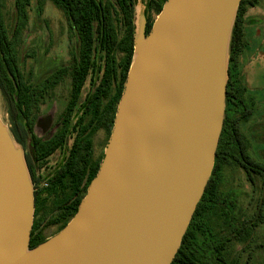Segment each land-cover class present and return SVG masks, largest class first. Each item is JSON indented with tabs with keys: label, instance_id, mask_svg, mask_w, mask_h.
I'll return each instance as SVG.
<instances>
[{
	"label": "water",
	"instance_id": "obj_1",
	"mask_svg": "<svg viewBox=\"0 0 264 264\" xmlns=\"http://www.w3.org/2000/svg\"><path fill=\"white\" fill-rule=\"evenodd\" d=\"M240 0H165L146 32L134 0L131 61L95 175L77 209L30 247L34 187L0 117V264H171L211 175Z\"/></svg>",
	"mask_w": 264,
	"mask_h": 264
},
{
	"label": "trees",
	"instance_id": "obj_2",
	"mask_svg": "<svg viewBox=\"0 0 264 264\" xmlns=\"http://www.w3.org/2000/svg\"><path fill=\"white\" fill-rule=\"evenodd\" d=\"M31 1L13 0L15 21L9 33L4 25L0 0V92L6 103L12 136L23 149L28 138L32 140L33 153L24 151V155L33 185L40 183L42 179L36 172V166H41L63 146L65 148L67 138H71V142L66 155L45 178L46 185L41 184L34 189L36 208L30 231V247L46 239L41 233L42 222L35 217L48 197L62 194L55 203L57 213L50 220V223L58 224L59 230L76 211L87 185L97 171L100 160H91V135L99 124L107 133L111 130L117 101L132 57L134 12V0H51L62 11L69 29L75 34L76 53L71 56L69 66L58 68L43 81L32 85L25 80L19 69L15 50L17 38L27 20ZM164 1L147 0L146 32L153 21L151 12L157 14ZM258 1L240 0L231 31L228 60L231 52L236 51L242 44L241 24L247 6H254ZM67 72L71 89L61 113L60 126L48 140H42L31 134L34 124L33 112L38 108L46 90ZM86 84L89 87L81 101L82 108L75 115L82 89ZM228 93L226 88V96ZM225 120L224 115L223 133L226 131L225 126H228ZM229 127V138L234 142V138H238L234 120L230 122ZM224 138L226 139L225 135L219 137L211 175L171 264H199V247L202 243L200 237L204 231L205 216L207 213H213L212 206L218 202L220 166L223 161L231 162L230 159L233 158L229 142H223ZM250 162V158L245 156L242 164L244 169H247ZM247 214L248 212L238 225L233 227L231 233L234 239L244 240L251 228L264 221L261 217L248 218ZM225 243L226 241L220 242L214 248V253L218 255L214 259L222 264L226 263L222 252Z\"/></svg>",
	"mask_w": 264,
	"mask_h": 264
},
{
	"label": "rangeland",
	"instance_id": "obj_3",
	"mask_svg": "<svg viewBox=\"0 0 264 264\" xmlns=\"http://www.w3.org/2000/svg\"><path fill=\"white\" fill-rule=\"evenodd\" d=\"M146 5L147 0H142ZM264 11V0L260 1V5L251 9L249 13ZM1 13L4 25L10 33L14 26L15 11L13 0H1ZM156 14L151 12L152 20ZM250 58L242 64V77L249 88L255 84L258 75L263 76L264 70V45H260ZM16 56L23 77L32 85L38 84L49 77L55 70L63 66L71 64V56L76 53V37L74 32L69 29L65 17L60 9H58L51 0L31 1V5L27 12V20L16 41ZM259 71L260 74H259ZM89 85L86 84L82 89L80 102L76 106L75 115L82 108L83 97L87 93ZM262 88L261 94L257 93L256 105L257 109L264 106V82L259 86ZM70 78L68 72L59 79L54 85H51L45 92L39 107L33 112L35 124L33 130L37 136L48 138L56 130L60 124L61 112L70 96ZM260 90L256 86L251 90L255 93ZM258 92V91H257ZM244 102L249 104L250 99L245 96ZM5 100L0 92V117L9 126L8 115L5 109ZM255 105V106H256ZM231 113V112H229ZM260 114H254L255 121L264 119V110H262V118ZM254 121L243 123L244 131L251 133L254 129L250 128ZM261 130V129H260ZM107 133L104 129L98 128L92 137L93 159H99L103 155V150L107 142ZM69 147V140L65 144V148L54 152L41 166H36V172L42 177L39 185L43 184L45 178L57 167L61 159L66 155ZM252 154H255L256 145L252 144ZM31 143L28 141L26 150L32 154ZM34 187V186H33ZM35 188V187H34ZM250 185L245 179L243 171L234 166V163L223 164L219 171L218 186V202L213 205V213H207L205 216V225L201 234V251L205 258H213L214 248L220 242H225V255L229 259L233 254L236 256L241 245H245L243 251L240 252V259H250L248 264H260V259L264 253V246L254 252L250 247L253 244H264V222L260 223L253 230H249L244 240L233 239L232 229L244 218L246 212L249 211L248 196L250 193ZM62 194L57 196L51 195L45 201V204L39 208L37 216L42 222L41 233L43 237L48 238L58 231V224L50 223V220L57 213L56 200ZM249 244V247L247 243ZM264 264V261H263Z\"/></svg>",
	"mask_w": 264,
	"mask_h": 264
},
{
	"label": "flooded vegetation",
	"instance_id": "obj_4",
	"mask_svg": "<svg viewBox=\"0 0 264 264\" xmlns=\"http://www.w3.org/2000/svg\"><path fill=\"white\" fill-rule=\"evenodd\" d=\"M260 1L261 0H259L258 3H256L254 6H247L243 14L242 24H241L242 34H243L242 44L238 48H236L237 49L236 51L231 52V55L228 60V77H227L226 88L229 91V93L226 96V92H225L226 97H225V109H224V115L226 117L225 122H227L228 126L224 125L226 128V131L224 133L221 128V132H220L221 135L219 136L220 138L223 135L226 136V139L224 138L223 142H225V140L229 142V146L231 148L230 152L233 156V158L231 157L230 159L231 162H227V161L222 162L220 166V170L223 164L234 163V166L239 167L243 171L245 175V179L251 187L250 193L248 196V205H247V208H249V211L247 214L248 218L249 217L264 218V119H262L263 122L255 121L253 119L254 114H260L259 117L262 118L261 112L262 110H264V106L260 109H257V105H256L257 103L255 100V98L257 97V93H259L260 95L261 94L260 92L262 91V88H260L259 86L261 85L262 81L264 82V70H261L263 72V76L258 75L254 81L255 84L251 86L250 88L249 86L247 87L244 81V77H242L243 75L242 64L245 63V61L248 58H250L254 52H256V49L260 48L259 47L260 45L262 44L264 45V11L263 12L258 11L252 14L249 13L251 9H255L260 5ZM261 71H259V74ZM254 86L259 88L260 90L255 89L256 92L251 93L250 91L254 89ZM245 96H247L250 99L249 104H246L244 102ZM262 102L264 103V100H262ZM232 120H234L235 122L236 135L238 137L237 139L234 138V142L233 140L229 138V133H228V131L231 132V127H229V124ZM33 121L35 124L34 114H33ZM251 121H254V123L251 125L250 128L254 129V131L248 134V132L244 131V125L246 123H250ZM60 123H61V115H60ZM34 124H33V127H34ZM59 126L60 124L58 125V127ZM222 126H223V123H222ZM58 127L56 128V130L58 129ZM98 128H101L100 124L98 125V127L94 130V132L91 135V144H92L93 134ZM102 128L107 133L105 128L104 127ZM109 133H107L108 137H109ZM31 134H33L34 136H37L33 129L31 131ZM37 137H40V136H37ZM50 137L48 138L40 137V138L42 140H48ZM68 140L70 144L71 138H67L65 141V144ZM28 141H30L31 143V148H32L31 150L33 153V144H32V140L30 137L28 138L27 143ZM27 143H26V146H27ZM252 144L256 145L255 154H252V150H251L253 148ZM26 146L24 148V151L29 153L26 150ZM92 155H93V146H92V152H91V160L92 161L101 160V158L93 159ZM245 156L249 157L251 160V162L246 167L247 169H244L242 165ZM33 186L35 187L34 189H37L40 185L39 183H35ZM35 208L36 206L34 207V209ZM253 229H255V227L251 228L250 230H253ZM246 243L249 247L248 242ZM244 246L245 245H241L236 256L234 257V255L232 254L229 259L225 255V252H224L225 247H224L222 249V252L226 260L225 264H248L249 259H250L249 254H248V259L246 258L243 261L240 259V252L243 251ZM263 246H264L263 243L253 244V246L250 247V251H251V248L255 247L252 250L256 252ZM199 253H200L199 254L200 256L199 264H220L221 263L219 260L214 259V257L216 258L218 256L215 253H214L215 256L213 255V258H205L201 251V245L199 247ZM263 261H264V253L260 259V264H263Z\"/></svg>",
	"mask_w": 264,
	"mask_h": 264
},
{
	"label": "built area",
	"instance_id": "obj_5",
	"mask_svg": "<svg viewBox=\"0 0 264 264\" xmlns=\"http://www.w3.org/2000/svg\"><path fill=\"white\" fill-rule=\"evenodd\" d=\"M43 185H46V183H43Z\"/></svg>",
	"mask_w": 264,
	"mask_h": 264
},
{
	"label": "bare ground",
	"instance_id": "obj_6",
	"mask_svg": "<svg viewBox=\"0 0 264 264\" xmlns=\"http://www.w3.org/2000/svg\"><path fill=\"white\" fill-rule=\"evenodd\" d=\"M1 115V114H0Z\"/></svg>",
	"mask_w": 264,
	"mask_h": 264
}]
</instances>
